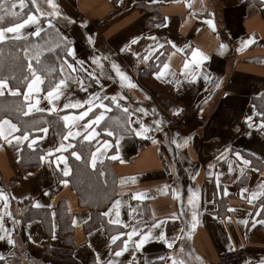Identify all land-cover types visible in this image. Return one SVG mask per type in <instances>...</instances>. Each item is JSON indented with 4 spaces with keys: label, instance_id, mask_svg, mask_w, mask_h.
I'll list each match as a JSON object with an SVG mask.
<instances>
[{
    "label": "crops",
    "instance_id": "0c3cea01",
    "mask_svg": "<svg viewBox=\"0 0 264 264\" xmlns=\"http://www.w3.org/2000/svg\"><path fill=\"white\" fill-rule=\"evenodd\" d=\"M55 2L62 13L57 18L56 27L62 36L68 38L69 47L75 51V58L68 55V62L84 61L83 67L95 71L101 81L97 84L95 78H88L86 72L73 73L66 68L63 76L82 79L87 92L70 79L65 96L70 92L72 99L83 100L93 92L108 96L120 93L127 97L120 101L121 105L133 113V123L128 127H139L138 118L152 127V131L144 136L122 131L124 114L110 100L105 101L111 109L106 119L111 118L108 122L113 125V135L102 132L100 137L91 141L94 143L92 152L98 146L97 140L110 141L111 147L102 149L103 154L97 153L96 164L109 161L115 182L114 193L106 200L101 213L119 198L123 202L120 208L122 221L134 224L136 220L133 216L149 225L156 219L164 220L162 230L171 239L184 227L181 220L190 218L187 210L185 217L178 220L171 218L180 210V203L172 189H181L185 203L189 188L199 191V224L190 238L186 229L182 234L184 238L176 241L173 249H169L163 241L150 239L142 249L135 250L138 264H145V261L165 264L158 260L160 256H179L185 264H215L222 251L240 246L246 247L252 254V258L244 264H261L264 261V223L258 221H264V215L259 214L264 210L259 208L260 200L249 204L245 196L264 181V131L256 126L264 119L259 115L264 112V0ZM209 19L213 20L214 29L207 24ZM32 30L34 26L26 28V31ZM137 36L140 37L138 43L131 44ZM250 37L254 38V42L243 46L242 41ZM126 43L131 51L121 52ZM221 44L227 47L221 48ZM196 49L208 59L197 58V62H192L191 53ZM150 50L154 51L149 60L143 61V55L149 54ZM136 52L141 56H135L133 53ZM96 55L109 56L136 87H128L127 82L122 85L108 61H101L104 65L101 76L99 68L92 62V57ZM186 61L189 62L187 69L184 67ZM164 63L169 65V69L163 77L157 78L156 73ZM193 72L197 73L194 80ZM109 76L113 79H108ZM205 76L209 79L206 80ZM216 83L220 87L217 88ZM65 96L56 102L60 115L78 112L62 109ZM49 106L46 100H41L40 107ZM184 107L190 111L186 126L169 128L167 122L172 114ZM138 108L147 109V115L136 111ZM248 116L253 117L252 127L246 120ZM156 119L162 121L163 131L155 130L153 121ZM85 121L79 123L82 125ZM97 130L101 131L100 128ZM185 138H190L187 146L177 148L171 143V140L182 142ZM118 139L119 146L116 144ZM59 142L60 139L49 128L46 138L38 142L40 147L36 149L58 146ZM25 145L27 142L17 145L13 141L10 145L0 139V188L10 196L9 210L21 220L12 233L17 242L15 246L7 239L0 240V254L5 257L0 264H97V253L101 261L113 259L117 264H127L134 251L131 242L129 250L116 258L110 254L117 250L116 245L110 243V237L118 231L131 229L109 225L108 217L93 220L95 212L80 203L78 193L70 182L67 185L60 183L63 179L68 180L62 172L63 161L60 168H56L55 163L49 165L41 161L38 166L21 172L19 160ZM225 148L231 150L226 154L233 161L234 171L231 173L228 172V164L217 159ZM67 151L62 154L68 157ZM236 152L252 161L251 166L245 168L244 175L236 169ZM113 156L117 158L112 159ZM210 164L215 167L210 169ZM68 166L70 174L69 158ZM217 173L220 174L219 186ZM193 175L195 179H192ZM121 180L125 183L122 184ZM165 185L168 187L165 188ZM224 188L228 190L227 196L224 195ZM245 188L249 191L242 194ZM136 191L147 193L149 198L144 201L132 199ZM37 202L41 205L39 208L51 211V219L24 218L30 208H37ZM129 204L137 209L131 216ZM112 216L114 218V213ZM73 219L76 224H73ZM245 219L247 224L240 222ZM5 226L9 229L13 227L9 217H5ZM160 230L157 229L155 234ZM63 237L68 240L65 242ZM125 238L121 237V240ZM135 239L138 237H133ZM181 244L183 254L179 253ZM45 246L70 252L66 259V254L59 255L62 256L60 260L45 254Z\"/></svg>",
    "mask_w": 264,
    "mask_h": 264
},
{
    "label": "snow or ice",
    "instance_id": "6c2138e0",
    "mask_svg": "<svg viewBox=\"0 0 264 264\" xmlns=\"http://www.w3.org/2000/svg\"><path fill=\"white\" fill-rule=\"evenodd\" d=\"M153 3H156L157 0H152ZM31 5V8L29 7ZM42 5H47L45 8ZM191 6V5H190ZM27 10V11H26ZM62 15L58 3L55 0H0V46H2L5 42H15V41H24L26 42L23 46H21L18 51L23 53V59L26 62L27 74L21 73L20 76L15 75L14 73L9 76L0 75V96H4L5 93L10 96L20 98L22 97V101L18 105H14L9 109H5L4 107H0V112L5 111H13L15 113L20 114L22 117H30L33 113H55L59 120L63 122L62 131L58 133L60 136V142L58 146H54L48 149L40 148V151L43 154L38 156L40 161H46L49 165L55 163L56 168H60V162L63 161L64 167L62 169L63 175L68 176L70 172V168L68 166V157L63 155L62 153L67 151L68 149H73L70 152V155L77 160L81 159V155L74 150L75 145L72 141H75L77 137L82 138L83 141H93L96 137H100L103 133H106L108 136L113 135V125L108 122L110 117L106 119L107 113L111 110L110 105L105 103L106 100H110L111 104H114L117 108L121 109L124 114L123 127L122 131H131L136 136H144L146 132L152 131L151 125H145L142 119L138 118L139 127L137 128H129L128 126L133 123L131 120V116L133 113L129 111L127 107L121 105L120 101L127 99V97L117 93L115 95H101V92H93L86 99H72V94L69 92L67 96H65V90L69 87V80L71 79L73 82L77 83L79 88L82 91L87 92V88L85 87L84 81L77 77H65L63 76V72L65 69L71 70V72H86L88 78H95V83L100 84V78L95 75V71H89L83 67L84 61L75 60V64L69 63L66 58L61 59V63L59 64V71L61 76L58 80H54L52 77V73L56 71V68L50 64L45 62L46 57L45 53L53 52L55 49L61 47L63 44L66 48L67 54L75 58V51L72 47L68 46V38L66 36H62L59 33V29L56 27L57 18ZM43 24H47V29L43 27ZM207 24L213 29L215 28L214 22L212 19L207 20ZM28 26H34V30L26 31ZM44 33L47 39L41 37V34ZM55 34L59 39L55 42L52 40V36ZM31 37L40 38V41H31ZM91 39V38H90ZM153 41L156 40L155 37H151ZM140 40V37H134L131 40V44H136ZM254 42V38L250 37L246 41H242L243 46H248ZM169 43H171L169 41ZM157 47H163V45H157ZM172 47H176L175 44H172ZM221 48H226L227 45L221 44ZM121 52L131 51L129 44H124L120 49ZM154 50H150L149 54L143 55L142 60L148 61L151 55V52ZM182 51V49H181ZM135 56L140 57L141 53L136 52L133 53ZM192 62H197V58L208 59L206 55H204L199 49L193 50L192 53ZM108 61L110 63V67L115 71L116 77H119L120 83L123 85L127 82L128 87H136L135 84L131 82V78L127 75L125 71L121 70L119 64L115 61L110 60V57L107 55H96L92 57V62L97 65L100 70V75H103L104 65L101 61ZM139 62V61H138ZM76 65H79L77 67ZM189 66V62L186 61L184 64L185 69ZM169 69V65L164 63L162 68H160L156 76L157 78L163 77L166 74V70ZM197 73H192V79H196ZM206 80L209 79L208 76L204 77ZM108 79H113L112 76H109ZM10 81L14 83L10 84ZM177 84L180 83L179 80L176 81ZM217 88L220 87L219 83L215 85ZM23 88V91H22ZM101 89H103V85H101ZM43 93V95H41ZM61 96H65L66 102L63 103V110H79L78 112L72 111L68 114L60 115V111L57 108L56 102L60 100ZM46 100L49 107H40L41 100ZM203 109H201L202 111ZM136 111L142 112L147 115V109L138 108ZM180 110L177 109V112ZM91 114V115H90ZM261 117H264V112L259 113ZM88 118L85 121V118ZM246 120L249 121V127H252L253 117L248 116ZM80 121H85L82 125L79 123ZM103 122V123H102ZM153 124L156 125V131H163L161 124L162 121L160 119H156L153 121ZM49 121L44 120L40 123L36 121H25L24 124L14 123L12 119L9 118L7 114L0 116V139L5 140L8 144H12L13 141L16 142L17 145H22L27 142V147L29 149L39 148V141H42L46 138L47 133L49 132ZM262 131H264V119H261L260 123L256 125ZM100 128L101 131L97 129ZM178 135V134H177ZM123 137H121L122 139ZM190 138H185L182 142H178L177 140H171L172 144H175L177 148H181L187 146ZM64 141H68V143H64ZM97 147L95 151L91 153V163L92 166H96V162L98 159L97 153H102V149L106 150L111 147L110 141L104 139L102 141L97 140ZM117 146H119V139L116 141ZM18 152L20 148L16 149ZM230 149L225 148L224 151L217 158L219 160H223L228 164V172L231 173L234 171L233 161H231L226 155L230 153ZM55 153H61L60 155H54ZM117 156H113L112 159H116ZM235 165L236 169L239 170L241 175L245 174V168L251 166L252 161L245 158L241 155V153H235ZM215 165H209V168H213ZM260 171V169H257ZM31 175V173H29ZM195 175H198L196 173ZM195 175H193L192 179H195ZM209 175H213V173L209 172ZM219 175L216 174L217 177V185L219 186ZM264 175V173H262ZM132 182H135V179L132 178ZM60 183L67 185L68 180L63 179ZM121 183H125L124 180H121ZM168 186L165 185V188ZM249 190L247 188L242 189V194L247 193ZM224 195H228L227 188L223 190ZM173 195L176 197L177 201L180 203L179 214L173 213L171 218L173 220L181 219L186 216L187 213H190V218L186 220H181V223L184 227H181L179 232L176 233L171 239L166 235V233L162 230L163 225L165 223L164 220L156 219L150 225L143 222V220L138 219L136 216L132 218L136 220V223L130 224L121 220V212L120 208L122 206V200L117 198L114 199L111 207H109L106 211L101 213L103 217H108L107 223L109 225L122 226L124 229H131L130 231H118L117 234L111 235L110 243L112 245H116L115 251L110 254L116 258L121 257L124 252H127L131 246L134 251L131 253L132 259L127 262V264H138V261L135 257V250H140L143 246L150 240L156 239L163 241L169 249H173L176 241L182 240L184 237L182 234L185 233L187 229V236L190 238L191 232L196 229L199 224V191L198 189L189 188L186 203L184 199L181 197V189L173 188ZM47 195V193H45ZM15 197H12L14 199ZM147 193L142 191H136L132 199L138 201H144L148 199ZM245 199L249 204H252L256 200H260L259 208L264 210V181H261L255 190H252L250 195L245 196ZM0 203H2V208H0V240L7 239V242L11 245H16L17 242L13 238V231L15 227L21 223V220L17 219L12 212L9 210L10 196L0 188ZM35 207L39 208L41 205L39 202L35 204ZM131 216L132 213H136L137 209L133 208L130 204L128 205ZM230 211H234V209H230ZM114 213V218L112 214ZM259 214L264 215V212ZM55 213H53V216ZM5 217H9L12 223V229H9L5 226ZM243 224H247L248 220L240 221ZM259 223H264V221H258ZM73 224H76V220L73 219ZM143 226V228L141 227ZM55 227V225H53ZM147 230L144 231L143 229ZM157 229H161L158 234H155ZM121 237H126L121 240ZM133 237H138V239L133 240ZM55 236L53 235V239ZM117 241H120V244H117ZM184 248L183 244L179 247V253L183 254ZM10 255H14L15 253H9ZM190 255V254H189ZM5 257L3 254H0V260H4ZM97 264H117V261L113 259H109L107 261H101L99 254L97 253ZM159 261L165 262V264H185V260L179 258V256H168L167 258L164 256L158 257ZM145 264H149L148 261H145ZM264 264V261L261 262Z\"/></svg>",
    "mask_w": 264,
    "mask_h": 264
},
{
    "label": "trees",
    "instance_id": "16d2710c",
    "mask_svg": "<svg viewBox=\"0 0 264 264\" xmlns=\"http://www.w3.org/2000/svg\"><path fill=\"white\" fill-rule=\"evenodd\" d=\"M29 7L31 8V5H29ZM47 27L48 26L46 24L44 28L47 29ZM41 37L47 39L44 33L41 34ZM58 39L59 37L53 34V42ZM30 40L39 42L40 38L31 37ZM25 43L26 42L24 41L5 42L2 46H0V75L9 76L14 73L17 76H20L21 73L27 74L26 62L22 58L23 53L18 51V49ZM68 46H70V43H68ZM45 57V62L56 68V71L52 73V77L54 80H58L61 76L59 71L61 59H58V57L68 58L66 48L62 44L61 47L55 49L53 52L45 53ZM11 83L14 82L10 81V84ZM21 101L22 97L17 98L5 93L4 96H0V107L9 109L14 105L20 104ZM5 114L21 125L24 124L25 121L31 122L34 120L37 123H40L47 120L49 121V128L53 131L56 138L60 139L58 133L62 131L63 122L59 120L56 114L46 113L40 116L39 113H33L30 117H22L20 114L13 111L0 112V116ZM73 142L75 145L74 150L79 152L81 159L77 160L70 155V152L73 149H69L67 151L71 165V173L67 176V178L71 186L78 193L80 203L92 208L93 212H95L93 220L97 221L102 217L101 211L106 200L114 193L115 178L110 170L111 165L109 161L97 163L95 167H92L90 158L91 152L94 148L93 142L83 141L80 137L76 138ZM40 154L43 153L39 149H29L27 145H25L22 149L21 158L19 160V170L22 172L38 166L41 163L38 158ZM24 218L29 220L33 218L48 220L51 219V211L48 209L30 208L24 215ZM64 225L67 226V223H64ZM63 240L66 242L68 238L63 237ZM44 252L45 254L51 255L53 258L61 260L62 256L59 255L66 254V259L68 252L70 251L53 250L45 246Z\"/></svg>",
    "mask_w": 264,
    "mask_h": 264
},
{
    "label": "built area",
    "instance_id": "2783aa9c",
    "mask_svg": "<svg viewBox=\"0 0 264 264\" xmlns=\"http://www.w3.org/2000/svg\"><path fill=\"white\" fill-rule=\"evenodd\" d=\"M190 111L188 108H181L179 112L172 114L167 122L169 128H183L186 126ZM252 258L251 252L244 246L224 250L220 253L215 264H244Z\"/></svg>",
    "mask_w": 264,
    "mask_h": 264
},
{
    "label": "rangeland",
    "instance_id": "374dc122",
    "mask_svg": "<svg viewBox=\"0 0 264 264\" xmlns=\"http://www.w3.org/2000/svg\"><path fill=\"white\" fill-rule=\"evenodd\" d=\"M57 2V1H56ZM43 6V5H42ZM46 25V24H45ZM188 122V121H187Z\"/></svg>",
    "mask_w": 264,
    "mask_h": 264
}]
</instances>
